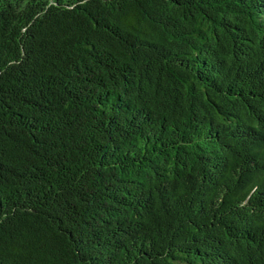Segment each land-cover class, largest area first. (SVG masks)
I'll return each instance as SVG.
<instances>
[{
    "label": "trees",
    "instance_id": "trees-1",
    "mask_svg": "<svg viewBox=\"0 0 264 264\" xmlns=\"http://www.w3.org/2000/svg\"><path fill=\"white\" fill-rule=\"evenodd\" d=\"M0 264H264V0H0Z\"/></svg>",
    "mask_w": 264,
    "mask_h": 264
}]
</instances>
